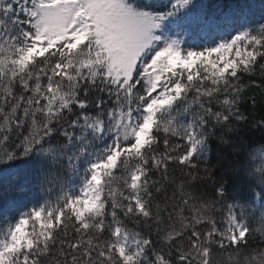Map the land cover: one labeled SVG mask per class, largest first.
Returning <instances> with one entry per match:
<instances>
[{
    "label": "snow or ice",
    "instance_id": "snow-or-ice-1",
    "mask_svg": "<svg viewBox=\"0 0 264 264\" xmlns=\"http://www.w3.org/2000/svg\"><path fill=\"white\" fill-rule=\"evenodd\" d=\"M0 264H264V0H0Z\"/></svg>",
    "mask_w": 264,
    "mask_h": 264
},
{
    "label": "trees",
    "instance_id": "trees-1",
    "mask_svg": "<svg viewBox=\"0 0 264 264\" xmlns=\"http://www.w3.org/2000/svg\"><path fill=\"white\" fill-rule=\"evenodd\" d=\"M258 135V134H257ZM213 163H215L216 162V158H215V155L213 156V161H212ZM226 162V161H225Z\"/></svg>",
    "mask_w": 264,
    "mask_h": 264
}]
</instances>
